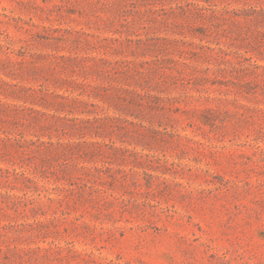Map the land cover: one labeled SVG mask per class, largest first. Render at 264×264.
<instances>
[{"label":"rangeland","instance_id":"rangeland-1","mask_svg":"<svg viewBox=\"0 0 264 264\" xmlns=\"http://www.w3.org/2000/svg\"><path fill=\"white\" fill-rule=\"evenodd\" d=\"M0 264H264V0H0Z\"/></svg>","mask_w":264,"mask_h":264},{"label":"trees","instance_id":"trees-1","mask_svg":"<svg viewBox=\"0 0 264 264\" xmlns=\"http://www.w3.org/2000/svg\"><path fill=\"white\" fill-rule=\"evenodd\" d=\"M33 144H37L38 148H40L41 146H43L45 148V151H48L50 153L55 152L57 155H59L60 153H63V155L66 156V153L68 152H72V148L70 143L68 144H64L62 142H57L54 143L52 141H47V142H40V141H33ZM62 165L64 167H66V163H62ZM80 169L82 170H86L87 167L86 166H80ZM66 171V168L64 169Z\"/></svg>","mask_w":264,"mask_h":264}]
</instances>
